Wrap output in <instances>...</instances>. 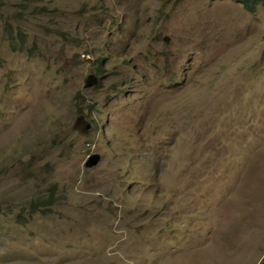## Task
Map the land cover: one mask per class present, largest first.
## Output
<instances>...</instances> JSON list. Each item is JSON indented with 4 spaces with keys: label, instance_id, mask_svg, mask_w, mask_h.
<instances>
[{
    "label": "rangeland",
    "instance_id": "rangeland-1",
    "mask_svg": "<svg viewBox=\"0 0 264 264\" xmlns=\"http://www.w3.org/2000/svg\"><path fill=\"white\" fill-rule=\"evenodd\" d=\"M0 264H264V7L0 0Z\"/></svg>",
    "mask_w": 264,
    "mask_h": 264
},
{
    "label": "water",
    "instance_id": "water-1",
    "mask_svg": "<svg viewBox=\"0 0 264 264\" xmlns=\"http://www.w3.org/2000/svg\"><path fill=\"white\" fill-rule=\"evenodd\" d=\"M99 80V77L93 73H89L84 78V87H90L95 85ZM92 122L87 119L83 114H80L76 117L75 121L73 122V129H79V133L84 135L88 132V130L91 128ZM99 159L98 154H92L89 156L88 160L86 161L87 166L94 165L97 160Z\"/></svg>",
    "mask_w": 264,
    "mask_h": 264
},
{
    "label": "trees",
    "instance_id": "trees-1",
    "mask_svg": "<svg viewBox=\"0 0 264 264\" xmlns=\"http://www.w3.org/2000/svg\"><path fill=\"white\" fill-rule=\"evenodd\" d=\"M247 10H255L258 7H264V0H234ZM99 84V80L97 85Z\"/></svg>",
    "mask_w": 264,
    "mask_h": 264
}]
</instances>
